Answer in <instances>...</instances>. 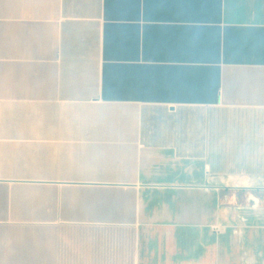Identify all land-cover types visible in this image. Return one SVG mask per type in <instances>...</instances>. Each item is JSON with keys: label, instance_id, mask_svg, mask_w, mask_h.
I'll return each mask as SVG.
<instances>
[{"label": "crops", "instance_id": "1", "mask_svg": "<svg viewBox=\"0 0 264 264\" xmlns=\"http://www.w3.org/2000/svg\"><path fill=\"white\" fill-rule=\"evenodd\" d=\"M0 264H264V0H0Z\"/></svg>", "mask_w": 264, "mask_h": 264}]
</instances>
